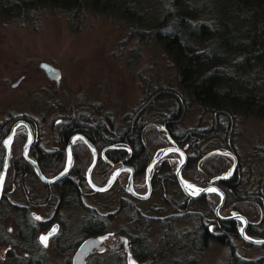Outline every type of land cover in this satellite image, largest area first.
I'll return each mask as SVG.
<instances>
[{
  "label": "rangeland",
  "instance_id": "obj_1",
  "mask_svg": "<svg viewBox=\"0 0 264 264\" xmlns=\"http://www.w3.org/2000/svg\"><path fill=\"white\" fill-rule=\"evenodd\" d=\"M7 1L0 0V121L11 114H26L38 121L47 117L44 122L45 137L42 141L46 150H51L53 133L50 126H58L54 124L57 119L63 124L59 127L60 135L66 126L79 124L105 129L108 131L105 133L106 139H112L121 132L125 133L129 126L135 123V126H145V149L149 152V162L167 146L162 124L168 120L169 127L180 138L188 131L204 130L208 133L205 134L206 140L200 143L199 149L219 153V149H213L221 146L224 150L221 153L231 152L233 156L222 153L226 156V171L234 165L236 157L235 176L242 179L248 194L258 195L262 191L264 198L262 119L248 115L238 117L237 124L228 137L227 126L213 127L209 116L196 108L179 114L178 119L172 121L170 117L175 113L177 105L174 101L167 100L166 96H151L146 100L148 89L162 88L168 91L178 88L179 70L175 67L174 59L152 31L156 21L171 8L169 0H126L128 2L124 6L119 0H112L113 9L127 7L132 19H126L119 14V17H114L95 13L85 1L75 13L37 6L28 12L18 13L15 10L12 15H5L3 11ZM10 1L18 3L23 0ZM136 13H140L142 18L138 20ZM174 20H177V16ZM201 21V16L195 20L198 23ZM139 29L144 32L141 33ZM42 62L52 64L61 71L59 82L46 77L39 66ZM19 79L21 82L13 88L12 85ZM96 143L101 155L104 143L99 140ZM187 144L189 142L184 139L182 147L178 148L183 149ZM59 145L61 147V142ZM64 147L62 146V152L60 151L63 159L66 156ZM111 148L113 147L109 146L108 149ZM186 149L187 151L183 150L186 152L188 165L189 157H194V151L189 147ZM19 150L21 147L17 149L16 155L21 153ZM74 153L79 174L85 177L92 161V151L84 141L79 140L74 145ZM181 161V156L174 153L160 160L155 165V171L153 170L157 182L153 185L151 196L146 200L138 199L139 203L137 198L126 191L129 171L123 172L114 186L106 192L93 191L84 179L86 186L79 182L82 187L79 188L78 203L74 200L67 204H62L59 192L55 193L57 198L39 179L28 178L27 186L18 185L16 191L10 193L8 198L18 206H27L22 212L35 223L36 237L32 244L16 245L19 231L18 210L6 204L0 206V264H71L81 244L78 245L77 241L86 239L80 233L84 220L93 212L107 222L109 233H114L118 238H128L132 252V237L147 235L146 239L150 243H143V246L137 248L139 255L133 252L138 264H230L227 261L229 249L245 260L264 256V246L249 244L241 236L231 237L223 234L227 244L211 241L204 246L200 242L197 244L192 241L196 223L189 216L199 215L205 225H210L214 217L218 218L215 210L221 200L216 193L208 192L196 198L199 199L198 203L184 210H175L173 204L168 202H178L185 195L176 178ZM122 163L112 165L101 158L98 159L93 178L98 181V185L104 186L117 168L124 164L130 165ZM202 163L200 167L185 165L183 168L187 182L200 188L215 184L209 179L210 174L207 172L210 168L219 166L212 160ZM76 166L73 169H76ZM50 169L45 170L48 176L61 172L60 168L58 172H52ZM170 174H174L175 178H171ZM133 175L136 191L146 193V171L140 178H135V172ZM73 183L79 185L76 181ZM48 195L53 196L52 202L50 199L46 200ZM122 198L129 201L130 217H126L125 213L119 210V201ZM221 212L224 215L245 213L254 221L261 218L256 196L236 200L226 197L225 194ZM136 213L154 221L147 222L150 225L144 229L146 221L139 222ZM170 215H174L175 220L171 224L170 221H164V224L175 232H186L187 237L184 236L185 242L179 244L181 250L176 247L165 252V247H171L166 245L165 237L162 236L164 229L156 224V221ZM56 221L59 223L57 233L49 238L47 245H43L40 241L41 234L47 233ZM236 222L240 227V223ZM112 246L118 248H111ZM144 246L147 250H144ZM107 247L103 253H93L88 258V264H128L122 241L118 240L117 244L108 242ZM179 257L182 261L180 260V263L178 260L176 263L174 259Z\"/></svg>",
  "mask_w": 264,
  "mask_h": 264
},
{
  "label": "trees",
  "instance_id": "obj_2",
  "mask_svg": "<svg viewBox=\"0 0 264 264\" xmlns=\"http://www.w3.org/2000/svg\"><path fill=\"white\" fill-rule=\"evenodd\" d=\"M83 1L88 3L95 13L113 15L114 17L121 15L126 19L131 18L127 7L118 10L113 9L112 0H23L18 3L8 0L4 4L3 12L5 15H12L15 10L22 13L41 6L46 9L74 11L75 13L76 9L82 6ZM119 1L124 6L129 0ZM169 1L171 8L167 9L163 17L156 21L152 31L156 39L160 43H164L166 52L174 59L175 67L179 70L178 88L168 91L162 88L148 89L146 100L148 101L151 96L153 98L166 96L167 100L174 101L177 105L175 113L170 117L172 121L178 119L179 114L182 115L184 112L196 108L202 114L209 116L213 127L227 126L229 128L227 131L228 137L231 135L232 128L236 126L238 117L248 115L264 121V0ZM137 16L138 20L142 18L140 13ZM175 16H177V20H174ZM200 16L203 21L195 22ZM175 27L177 28L175 29ZM142 30L139 29L141 33L144 32ZM162 125L164 126L163 133L167 146H173L174 144V146L182 147L184 139L189 142L183 149L187 151L186 148L189 147L191 151H194V157H189L186 167L191 166L193 168L198 167V165L200 167L202 162L206 163L212 160L213 163H217L219 166L210 168L207 172L208 175L210 174L209 179L212 181L215 177L225 173L227 167L226 156L221 153V151H224L223 147L219 146L213 149H219V153L199 149L200 143L206 140L205 134L208 132L204 130L188 131L186 135L180 138L169 127V120ZM144 127L135 126V123H132L125 133L121 132L112 139H106L105 133L108 131L105 129L71 124L63 129L61 140H63L65 146V140L69 135L80 132L94 145L99 140L104 143V148L111 145L121 148H111L106 151L108 163L112 165L121 162L130 163L136 170L135 178H140L154 158L153 156L149 162V152L145 149L146 130ZM229 149H231L230 146ZM55 158L56 165L50 170L58 172L60 168L62 171L66 164V157L63 159L59 153ZM23 164L27 165L24 162ZM48 165L50 166V164ZM79 171L78 167L73 169L70 176L59 182L58 192L62 204L74 200L78 203L79 188L82 187L81 185H85V177L79 174ZM154 171H152V185L157 182ZM182 174L185 175L184 171ZM235 174L236 172L228 180L215 182V185L222 189L228 198L245 200L252 196L258 197L261 213V218L258 221L251 220L250 216L245 213H238L249 220L247 233L252 237L264 239L263 192L258 191V195L248 194L242 179L235 176ZM169 176L175 178L174 174ZM73 177L74 179H72ZM73 181L78 182V184L80 182L81 185L74 184ZM160 183L163 184L162 181ZM95 195L99 194L95 193ZM127 201L125 198L119 201V210L124 212L126 217L129 216L131 211L129 201ZM139 201L137 199L138 203ZM198 201L199 199H190L184 195V198L178 202L175 200L167 202L173 204L175 210H184L188 206L198 203ZM17 212L19 231L17 234L18 242L15 244H32L36 237L35 223H32L22 211L18 210ZM189 217L196 223L192 241L197 242V244L200 242L206 246L211 241L227 244L226 236L223 235L225 233L231 237L240 236V227H238L236 220H222L214 217L212 224L205 225L199 215ZM136 218L139 222L146 221L144 229H147L150 225L147 222L154 221V219L146 218L141 213H136ZM175 218L174 215H170L156 221V224L164 229L162 236L165 237L166 245L171 247H165V252L174 250L179 247V244L185 242L183 237L186 232H175L171 227L164 224V221H170L171 224ZM108 231L107 222L93 212L84 220L80 233L85 239L90 236L108 233ZM144 233L149 234L148 231H144ZM146 238L147 235L132 237L133 252L138 251L137 248L143 246V243H150ZM80 241L81 239L77 241L78 245L81 243ZM66 247L67 245L64 246V248ZM144 247V250H147L146 246ZM193 247L195 246L193 245ZM179 249L181 250L182 247H179ZM136 254L139 255L138 252ZM181 259L179 257L174 261L177 263ZM227 261L230 264H264V256L258 259L245 260L237 257L234 250L229 249Z\"/></svg>",
  "mask_w": 264,
  "mask_h": 264
},
{
  "label": "water",
  "instance_id": "obj_3",
  "mask_svg": "<svg viewBox=\"0 0 264 264\" xmlns=\"http://www.w3.org/2000/svg\"><path fill=\"white\" fill-rule=\"evenodd\" d=\"M40 67L43 70V72L46 75H48L50 78L54 79L57 82L60 81L61 71L58 68H56L53 65L46 63V62H42L40 64ZM26 126H29V125L26 124ZM13 133H14V131H13ZM77 139L83 140L88 145V147L91 149L92 154H93L92 161H91L90 166L88 167V170L86 172L87 183L93 191H95V192H106V191H108L109 189H111L114 186L118 177L123 172L129 171L130 175L128 177L126 191L137 199L146 200L151 196V193L153 190V187H152V170H153L154 166L160 160L166 158L167 155L174 153V154L181 156V160H182L180 166L178 167V169L176 171V178H177V180L180 184V187L183 190L184 194L190 199H196V198L200 197L202 194H205L208 192L216 193L217 195H219L220 200H221V202L218 204V206L216 207V210H215L216 216L222 220H236V221H238L240 223L239 234L244 241H246L249 244L264 246V239L252 237L247 233V227L249 225V220L245 216H243L242 214L224 215L221 212V207H222V205L224 203V199H225V193L217 185L212 184L210 186L203 187L194 193L191 192L190 187L188 188V186L186 185L187 180L184 178V176L182 174L183 168L187 163V155L183 149H180L176 146H169V147L163 148L158 154L155 155L153 160L150 162L149 166L147 167L146 175H145V180H146V184H147V192L144 194H141V193L136 191V189L134 187V175H133L134 174V168L129 164H124L123 166L117 168L112 173V175L109 177L108 182L104 186H100V185L96 184V182H94V180H93V171H94L95 166L98 162L99 154H98V151H97L96 147L94 146V144L88 138L84 137L81 134L74 135L72 137V139L70 140L69 156H68L67 164H66L65 168L59 174H57L55 176L48 177V176L44 175L42 173L41 169L39 168L38 164L28 155V149H29L31 141H29L25 146V149H24L25 158L27 159V161L30 164H32L36 168V171H37L39 178L44 183H49V184L57 183V182L61 181L62 179H64L65 177H67L73 169V166H74L73 144H74V141ZM30 140H32V137L30 138ZM117 149H121V148H117ZM222 153L225 155H232L231 152H222ZM234 160H235L234 165L228 171H226L224 174L215 177L213 179V182L225 181V180H228L229 178L232 177V175L234 174L236 167H237V158L235 157ZM8 163H9V146L7 147L6 160L4 163V168H3L1 180H0V198H1V193H2V188H3L5 176H6V171L8 169ZM209 189H215V191H210ZM58 228H59V225L55 224L50 230H48L47 233L41 234L40 241L43 243V245L48 244L49 238L57 232ZM113 234L114 233L108 232V233H104V234H100V235H96V236H90V237L86 238L85 240H83L81 242V244L79 245V247L77 248V250L73 256L71 264H88V258L93 253H95V252L103 253L107 249L106 248V242L111 239ZM44 237L47 238L46 243L42 239ZM121 240H123L125 242V249H126V253H127L128 264H138L136 257L134 256V254L130 250L128 238L125 236H121Z\"/></svg>",
  "mask_w": 264,
  "mask_h": 264
},
{
  "label": "flooded vegetation",
  "instance_id": "obj_4",
  "mask_svg": "<svg viewBox=\"0 0 264 264\" xmlns=\"http://www.w3.org/2000/svg\"><path fill=\"white\" fill-rule=\"evenodd\" d=\"M40 69H41V67H40ZM46 77L51 81L52 80L55 81L54 79L50 78L48 75H46ZM20 79L22 80L23 78H20ZM20 79L18 82H16L15 84L12 85L13 88H15L19 85V83L21 82ZM55 82H57V81H55ZM46 119H47V117H43V119L41 121H38L36 118H33L31 116H27L26 114L18 115V116H14L11 114V115H8L7 117H5L2 121H0V180H1V175H2L3 168H4V163L6 160L7 147L9 146V163H8V169L6 171V176H5V180H4V184H3V188H2V193H1V198H0V206H3L6 204L12 208L14 207V209H16V210H20V211L26 210L27 206H18L16 204H14L13 202H11V200L8 198L9 194L15 192L18 185L27 186L26 180L28 178L29 179L37 178L42 183H44L39 178L37 171H36V168L32 164H30L27 161V159L25 158L24 149H25L26 144L29 141H31V142H30V146L28 149V155L38 164L39 168L41 169V171L44 175L48 176L46 171L50 168L52 169L56 165V161H55L56 158L55 157L57 156V154L60 153V151L62 152L61 148H62V146H64L63 140H61V135L59 132V127L63 126V124L61 125L60 124V123H62L61 120L57 119L54 124L58 125V126H50V128L52 129V133H53L52 134V147H51V150H46L44 148V146L42 145V141L44 140V137H45L44 122ZM26 124H28L29 126H26ZM13 131H14V133H13ZM62 131H61V133H62ZM76 134H81L84 137H86L83 133H80V132H74L67 137V139L65 140V147H64L65 152H66V156H65L66 157V164H67L68 156H69V143H70V140L72 139V137ZM31 137H32V140H30ZM79 140H81V139L75 140L74 144H73L74 165L76 163V157H75V153H74V145ZM60 142H61V147L59 145ZM54 145H55V147H54ZM94 146L96 147V145H94ZM112 146L113 145H111L110 147H112ZM20 147H21V150H19V152H21V153L16 155L15 153L17 152V149ZM108 148H109V146L103 148L101 150V155H100L99 154V152H100L99 148L96 147L98 154H99V159L101 158L107 162L109 161L107 156H106V151L109 150ZM113 148H117V147L113 146ZM23 162L27 163V165H24ZM46 163H47V165H46ZM48 164H50V166ZM55 175H57V174H54L53 176H55ZM48 177H51V176H48ZM65 178H67V177H65ZM64 179H62V180H64ZM85 179H86V175H85ZM93 180H94V178H93ZM59 182L54 183V184L44 183L45 185H47L49 187V191H51L53 196L55 193H58ZM134 183H135V179H134ZM152 187H153V185H152ZM55 195L58 198V195L57 194H55ZM53 196L48 195L46 200L48 201L50 199V202H52ZM55 224L59 225V223L57 221L54 222L53 226ZM118 240L122 241L125 245V242L123 240H121V237L120 238L115 237V234H113L111 239L106 242V248H108L107 247L108 242H112V243L117 244ZM111 248L117 249L118 247L112 246ZM126 255H127V253H126ZM127 263H128V261H127Z\"/></svg>",
  "mask_w": 264,
  "mask_h": 264
},
{
  "label": "bare ground",
  "instance_id": "obj_5",
  "mask_svg": "<svg viewBox=\"0 0 264 264\" xmlns=\"http://www.w3.org/2000/svg\"><path fill=\"white\" fill-rule=\"evenodd\" d=\"M183 172V171H182ZM213 181V180H212ZM94 182H96L97 184H98V181L94 178ZM186 185L188 186V187H192L193 189H196V190H200L201 188L199 187V186H195L194 184L193 185H191V184H189V182H187L186 181Z\"/></svg>",
  "mask_w": 264,
  "mask_h": 264
},
{
  "label": "snow or ice",
  "instance_id": "obj_6",
  "mask_svg": "<svg viewBox=\"0 0 264 264\" xmlns=\"http://www.w3.org/2000/svg\"><path fill=\"white\" fill-rule=\"evenodd\" d=\"M210 191H215V189H209ZM44 241H45V243H46V241H47V238L46 237H44V238H42Z\"/></svg>",
  "mask_w": 264,
  "mask_h": 264
}]
</instances>
